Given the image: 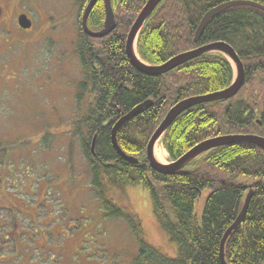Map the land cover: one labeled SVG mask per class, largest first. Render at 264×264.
Listing matches in <instances>:
<instances>
[{
	"label": "trees",
	"instance_id": "obj_1",
	"mask_svg": "<svg viewBox=\"0 0 264 264\" xmlns=\"http://www.w3.org/2000/svg\"><path fill=\"white\" fill-rule=\"evenodd\" d=\"M81 6L86 0H80ZM146 0H112L116 29L96 39L78 23L76 56L85 74L81 92H93L86 119L98 131L90 170L95 188L99 176L123 185L148 190L160 227L177 245L175 257L140 241L131 264H221L218 247L224 230L233 222L247 190L253 188L245 219L225 243L228 264L264 262V150L255 144L233 143L212 148L175 174L155 171L145 159V146L165 111L174 102L192 95L225 88L233 69L222 54L204 53L160 75L138 71L124 51L126 31ZM228 0H162L145 20L137 40L139 56L160 64L180 52L212 41L233 46L245 63L246 77L264 72V12L251 5H236L210 18L202 33L194 32L203 14ZM264 5V0H252ZM134 2V3H133ZM125 11V12H123ZM102 0H96L88 25L97 29L104 21ZM248 85L244 84L243 88ZM90 86V88H89ZM242 88V89H243ZM153 104L123 123L117 131L120 148L135 156L137 163L119 157L110 142L113 122L140 102ZM260 96L238 95L228 102H207L180 114L163 135L171 159L206 138L226 133H256L264 136ZM261 120L258 124L256 119ZM91 153V152H90ZM89 156V152L87 157ZM100 186H99V184ZM107 208L114 207L105 201ZM120 209H117L119 211ZM119 213V212H118ZM120 214H123L120 211ZM133 231L134 220L125 215Z\"/></svg>",
	"mask_w": 264,
	"mask_h": 264
},
{
	"label": "rangeland",
	"instance_id": "obj_2",
	"mask_svg": "<svg viewBox=\"0 0 264 264\" xmlns=\"http://www.w3.org/2000/svg\"><path fill=\"white\" fill-rule=\"evenodd\" d=\"M0 6V264L31 258L33 264H131L140 241L176 256L147 190L103 174L100 187L93 183L90 159L99 130L86 119L93 92L77 100L85 74L71 56L77 8L84 6L73 0H0ZM21 13L31 19L29 27H18ZM246 81L239 95L260 96L263 111V71ZM171 125L153 143L163 148L165 162L171 159L163 135ZM118 208L133 218L136 231Z\"/></svg>",
	"mask_w": 264,
	"mask_h": 264
},
{
	"label": "water",
	"instance_id": "obj_3",
	"mask_svg": "<svg viewBox=\"0 0 264 264\" xmlns=\"http://www.w3.org/2000/svg\"><path fill=\"white\" fill-rule=\"evenodd\" d=\"M95 0H91L90 4L87 6L86 11L82 17V24L85 29V31L93 35L95 37H103L110 33L112 29L115 27V20L113 16V11L112 8L109 4V2L106 0L105 2V20L103 23V27L98 30V31H91L87 28L86 25V19H87V14L90 11L93 3ZM160 0H147L146 3L144 4L143 8L139 11V13L136 15L134 21L132 22L127 38L125 41V52L126 55L132 64L134 68H136L138 71L148 74V75H158L165 73L169 71L170 69L176 67L177 65L181 64L182 62H185L189 59H192L200 54H202L205 51H223L225 52L229 57H231L234 62L237 65V74L236 77L231 83L230 86L216 92L204 94V95H198V96H190L187 98H183L176 102L166 113L164 118L161 120L159 126L156 128V130L153 132L151 137L148 140L147 146H146V153H147V158L149 160V163L151 167L161 173L165 174H175L177 173L180 169H182L191 159H193L197 154L211 148L215 147L217 145H222V144H228V143H236V142H252L261 148L264 149V137L258 136V135H253V134H228V135H223V136H217L214 138H209L201 143L197 144L195 147H193L191 150L187 151L184 153L182 156L178 157L176 160L171 161V162H161L158 161L153 154V143L156 141L157 137L163 132V130L170 124L172 121L182 113L184 110L187 108L191 107L192 105L209 101V100H215L219 98H230L234 96L239 89L242 87L244 83V78H245V72L243 68V64L238 57L237 53L234 51V49L227 43L225 42H212L205 44L203 46L197 47L195 49L185 51L179 54L174 55L173 57L169 58L165 62L159 64V65H153V64H147L143 60H141L136 53L134 52V41L137 36V33L139 29L142 27L144 24L145 20L148 18L150 13L153 11V9L156 7V5L159 3ZM243 0H237V1H231V2H226L222 3L218 6H215L208 10L200 20L197 29L194 33V39H197L200 34L203 31V27L207 22V19L210 17L215 16L217 13H219L221 10H223L225 7H228L232 3H241ZM262 7V6H261ZM263 8V7H262ZM264 9V8H263ZM19 25L21 27H29L30 22L27 20L24 16L22 18H19ZM152 104L151 100H144L143 102L137 104L134 106L131 110H129L127 113L122 115L120 118H118L115 122V124L112 127L111 131V141L118 152L124 159L129 160V161H136L135 158L126 155L119 147L117 144L115 134L117 132V129L120 127L122 122H125L128 120L130 117H133L137 115L144 106L149 107ZM252 197L251 191L247 194L245 197V200L243 202L242 208L239 211L238 215L235 217L233 222L224 230L223 235L221 237L220 243H219V258L221 264H228L225 261L224 258V245L226 242V239L230 235V233L237 228L241 222L244 221L247 209L249 206L250 199Z\"/></svg>",
	"mask_w": 264,
	"mask_h": 264
},
{
	"label": "bare ground",
	"instance_id": "obj_4",
	"mask_svg": "<svg viewBox=\"0 0 264 264\" xmlns=\"http://www.w3.org/2000/svg\"><path fill=\"white\" fill-rule=\"evenodd\" d=\"M94 5V4H93ZM92 5V6H93ZM92 8V7H91ZM90 11H91V9H90ZM90 11H89V13H90ZM88 16H89V14H88ZM104 20H105V16H104ZM103 23H104V21H103ZM17 25V24H16ZM168 112V111H167ZM153 151H154V156L157 158V160H159V161H161V162H165V155H164V150H163V148L160 146V145H155V147H154V149H153Z\"/></svg>",
	"mask_w": 264,
	"mask_h": 264
},
{
	"label": "flooded vegetation",
	"instance_id": "obj_5",
	"mask_svg": "<svg viewBox=\"0 0 264 264\" xmlns=\"http://www.w3.org/2000/svg\"><path fill=\"white\" fill-rule=\"evenodd\" d=\"M2 12H3V7L0 6V13L2 14ZM23 202L26 203L25 201H23Z\"/></svg>",
	"mask_w": 264,
	"mask_h": 264
}]
</instances>
